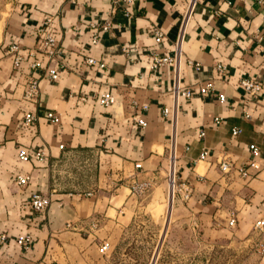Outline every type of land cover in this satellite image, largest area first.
Here are the masks:
<instances>
[{
    "label": "crops",
    "instance_id": "obj_1",
    "mask_svg": "<svg viewBox=\"0 0 264 264\" xmlns=\"http://www.w3.org/2000/svg\"><path fill=\"white\" fill-rule=\"evenodd\" d=\"M188 1L13 0L0 31V231L6 234L0 264H50L46 244L60 235L79 234L92 217L98 219L94 231L109 226L103 237L119 231L118 214L133 196L128 176L161 179L172 156L178 180L192 190L175 208V218L186 223L181 233L191 235V221L199 220L208 235L223 234L233 227L226 224L229 212L235 215V228L247 231L264 213V0H195L189 6ZM47 16L54 17L58 52L40 56L41 68L30 70L22 63L13 69V53L5 49L12 43L20 52L33 48L35 29ZM90 21L110 24L94 44ZM153 27L162 31L159 43L152 39ZM176 44V66L149 68L151 51L171 55ZM125 45L129 56L121 50ZM86 58L95 63L87 64ZM187 60L199 62V70ZM219 61L226 70L222 78H213L212 66ZM49 70L56 72L55 80L48 78ZM28 77L38 80L35 102L22 97ZM239 78L260 83L256 97L242 94ZM208 79H213L212 94H199ZM176 82L192 95L178 97L170 118L161 110L173 108ZM102 92L112 94L111 105L97 103ZM143 103L148 109L140 127L132 117L135 105ZM24 111L34 116L31 126L22 124ZM48 111L58 116L57 123L44 117ZM232 128L239 132L232 135ZM250 144L258 148L256 157ZM21 146L29 155L43 151V160H17ZM203 149L208 154L200 160ZM222 158L236 167L254 159L258 169H249L247 178L232 169L224 173L217 166ZM135 163L140 167L134 168ZM109 172L120 182L103 179ZM17 174L28 175L25 186L15 183ZM81 187L91 190L89 196L76 193ZM35 190L49 196L47 207L41 213L21 210ZM109 210L115 215H108ZM25 232L32 242L23 251L14 239ZM101 241L107 243L104 251L98 249ZM108 247V238H101L96 251Z\"/></svg>",
    "mask_w": 264,
    "mask_h": 264
},
{
    "label": "rangeland",
    "instance_id": "obj_2",
    "mask_svg": "<svg viewBox=\"0 0 264 264\" xmlns=\"http://www.w3.org/2000/svg\"><path fill=\"white\" fill-rule=\"evenodd\" d=\"M12 2L0 0V31ZM109 175L103 179L120 182ZM79 189H83L76 192L80 197L91 193L90 189ZM181 203L185 202L176 194L170 201L166 176L152 179L146 191L126 201L116 220L119 231L103 237L109 226L101 224L93 233L86 226L79 234L54 237L51 245L46 244L47 259L50 264H264V253L256 251L251 227L245 231L233 225L223 234L210 236L203 232L199 220H193L190 225L195 230L191 235L178 231L186 226L175 218V208ZM108 215L114 216V211L109 210ZM101 238H108L109 244L103 253L96 251Z\"/></svg>",
    "mask_w": 264,
    "mask_h": 264
},
{
    "label": "built area",
    "instance_id": "obj_3",
    "mask_svg": "<svg viewBox=\"0 0 264 264\" xmlns=\"http://www.w3.org/2000/svg\"><path fill=\"white\" fill-rule=\"evenodd\" d=\"M73 1V0H71ZM126 4L130 3V0H124ZM195 0H189V4H193ZM127 14L126 12L124 13ZM52 16L45 17L41 23L35 29V44L33 48L27 50L26 52H20L18 46L15 43L9 44L5 49L6 54L13 53L12 57V67L13 69H17L21 66L22 63H25V66L30 70H35L42 67V63L40 61V56H44L46 58H51L55 56L58 52V33L55 29L53 24ZM75 30H78V27H73ZM110 28V24L107 22L97 23L94 21H90L87 23V29L89 32V39L91 43H96L99 35L102 32L108 31ZM152 39L154 43L161 42L163 38L162 31L158 27H153L151 30ZM122 52L129 56V47L122 46ZM180 55V48L176 44L173 54H159L158 52L151 51L149 55V68L150 69H158L162 66H176L177 60ZM85 62L87 64H94L95 60L92 58H86ZM187 65L191 66L194 70H199L200 64L199 62L187 60ZM98 66L102 67L103 64L99 63ZM213 70V78H222L226 66L222 62H215L212 66ZM48 78L51 80H55L57 74L54 70H49L47 72ZM237 85L242 91V94L246 97H256L257 94L261 90V85L257 80L252 78H239L237 81ZM214 87H213V79H208L204 82L202 86L198 89V93L201 95L204 94H212ZM173 92V108L168 109L166 107L162 108L161 113L166 116L173 118L176 112V103L178 97L190 98L192 92L189 89H184L179 86L176 82L172 88ZM38 95V80L35 77H28L24 79L22 84V97L24 100L35 102ZM216 99L219 101H223V95L217 94ZM80 101H84L85 97L80 96ZM97 103L100 106H109L114 102V97L109 92H102L96 96ZM134 104V102H133ZM148 105L143 103L139 106L135 105L136 113L132 117L136 125L143 127L145 125V120L143 118V112L147 111ZM44 117L52 123L58 122V116L52 112H45ZM34 120V116L30 111H24L22 116V124L24 126H31L32 121ZM220 118H214V121H219ZM239 132L238 128H232L231 134L235 135ZM200 136L203 135V132L199 133ZM59 148L62 147L61 144L58 145ZM248 150L252 157H256L258 155V148L257 146L250 144L248 146ZM208 152L206 149L201 150L198 154V159L203 160L206 158ZM15 156L17 160L22 162H28L30 159H33L37 162L43 160L45 154L41 150L34 151L31 155L28 154L24 147H17ZM219 170L221 172H228L229 170H234L238 176L242 178H247L249 174V169H258V164L254 159L248 161L246 165L243 166H234L233 163L226 159L222 158L218 161L217 164ZM140 167L139 163L134 164V168ZM29 177L26 174H17L15 176V183L19 187H23L28 183ZM166 181L170 195V201H172L174 195H178L179 198L183 201L187 200L191 195V187L183 182L178 180L175 170H174V158H170L169 167L166 171ZM152 183V178L150 179H143L139 180L136 178L134 174H130L128 176L127 188L131 194H141L146 191ZM89 194V193H87ZM50 199L49 196L46 194H42L40 191L35 190L32 191L26 200L20 204L21 210H28L30 212L41 213L48 205ZM235 215L232 212L228 213L226 224L227 226H233L235 224ZM98 219L92 217L89 219L87 223V231L89 233H93L94 230L97 228ZM251 230L255 234V241L254 246L256 251L259 253H264V213L253 220L251 224ZM6 234L3 231H0V244L5 240ZM32 242V236L25 232L18 234L15 239L14 243L18 246L21 250L25 251L29 248ZM107 248V243L105 241H101L99 245V251H104Z\"/></svg>",
    "mask_w": 264,
    "mask_h": 264
}]
</instances>
